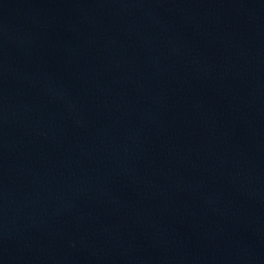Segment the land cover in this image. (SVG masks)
Instances as JSON below:
<instances>
[{
	"label": "water",
	"instance_id": "1",
	"mask_svg": "<svg viewBox=\"0 0 264 264\" xmlns=\"http://www.w3.org/2000/svg\"><path fill=\"white\" fill-rule=\"evenodd\" d=\"M0 264H264V0H0Z\"/></svg>",
	"mask_w": 264,
	"mask_h": 264
}]
</instances>
